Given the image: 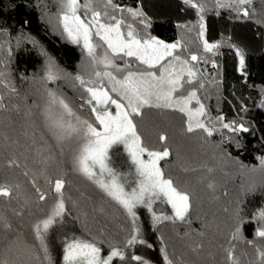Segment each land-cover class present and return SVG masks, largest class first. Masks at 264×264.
<instances>
[{
    "label": "trees",
    "instance_id": "trees-1",
    "mask_svg": "<svg viewBox=\"0 0 264 264\" xmlns=\"http://www.w3.org/2000/svg\"><path fill=\"white\" fill-rule=\"evenodd\" d=\"M114 3L124 8H141L151 20L146 32L168 43L183 38L188 53L205 57L208 63L195 62L204 73V87H194L209 115H222L226 123L243 122L249 131L237 135L218 124L219 130L212 137L200 130L189 134L183 114L145 109L143 117L137 118L139 131L150 147L170 149L172 155L161 166L166 175L191 193V223L164 221L155 225L139 219L140 238L146 244L127 247L125 241L132 234V227L126 225L124 211L75 171V145L58 144L44 114L48 90L61 95L73 109L84 108L81 105L86 98L83 89L73 81L75 75H83V51L58 29V0H0V72L5 73V82L16 89L12 93L0 84L6 105L0 108V185L13 188L11 197H0V217L11 224V228H5L0 222V261L38 264L33 258L38 242L32 225L47 215L55 200L49 182L61 178L65 181L68 209L64 222L84 239L96 242L105 253L110 252V246L123 249L125 260L117 258L112 264H138L131 259L133 255L151 264H166L162 247L167 248L174 264H230L226 253L229 247L235 248L240 264H259L256 247L264 249V240L255 237L258 225L253 215L264 207V168L259 163V158L264 157V0H253L248 18L238 17L230 9L217 8L214 0H204L205 37L210 43L221 44L216 54L203 51L197 29L179 27L194 25L198 20L196 9L183 0ZM236 48L245 53L243 73ZM49 59L54 64L53 71L61 75V79L51 83L45 79ZM73 86L79 87L77 94ZM161 134L167 135V141H160ZM10 161L16 163L10 165ZM210 184L214 187L210 188ZM36 187L46 193L45 201H39ZM155 210L170 213L160 203ZM116 213L117 217L112 218ZM241 224L240 238L232 240L233 232ZM126 227H131L129 233ZM248 241H254V245ZM49 245L54 264H58V251L60 256L63 250H58L55 242Z\"/></svg>",
    "mask_w": 264,
    "mask_h": 264
},
{
    "label": "snow or ice",
    "instance_id": "snow-or-ice-1",
    "mask_svg": "<svg viewBox=\"0 0 264 264\" xmlns=\"http://www.w3.org/2000/svg\"><path fill=\"white\" fill-rule=\"evenodd\" d=\"M58 3V19L63 33L71 43L82 46L91 68L87 76L77 74L73 79L86 94L84 104L89 106L94 119H81L63 97L48 90L44 114L54 139L61 146L66 142L75 143V171L96 185L130 218L132 234L125 241L127 247L146 244V241L140 238L138 208L147 209L155 225L164 221L191 223V193L178 185L171 176L166 175L161 166V162L167 161L172 155L170 149L165 147L157 150L150 147L139 131L137 118L143 117L145 109H167L184 115L185 131L189 134L200 130L207 137H212L214 132L219 130L218 124L237 135L248 132L249 128L243 122L226 123L222 115L213 118L198 96V89L194 85H198V88L204 87L201 82L204 73L192 62L199 63L203 60L208 63V60L191 52L185 56L184 51L188 45L183 38L168 43L146 31L141 35L135 26L137 22L143 25L145 30L151 27L150 18L141 8H124L114 3V0H103L102 8L97 7V0H58ZM183 3L196 9L198 20L194 25L179 27L188 31L197 29L196 35L201 41L203 51L218 53L221 44L210 43L205 37L204 0H183ZM214 3L217 8L230 9L236 12L238 17L248 18L253 0H214ZM124 13L128 14L132 22L125 19ZM236 55L239 57L240 71L243 73L245 53L236 48ZM213 67L216 65L213 64ZM53 68L54 64L49 59L45 77L47 81L61 79L60 73L53 71ZM4 78L5 73L0 72V84L15 93V87L5 82ZM4 99V96L0 95V108L6 107ZM193 102L196 107L192 106ZM261 106L264 107V101ZM67 117L74 118L75 122ZM159 139L164 142L168 137L161 134ZM114 149L127 154L130 161L127 172L114 165ZM9 163L12 165L16 162ZM259 163L261 168H264V157L259 158ZM32 183L35 185V180ZM49 183L55 193V200L47 215L32 225L38 242V252L33 253V258L38 264H54L48 246V236L55 226L64 222L68 213L64 194L65 181L58 178ZM209 187L214 185L210 184ZM36 192L39 201L46 200V193L39 187H36ZM12 193V186L0 185V197H11ZM157 203L169 205L171 215L157 213L154 209ZM253 219L258 225L255 237L264 240V207L254 213ZM0 222H3L5 228H11V224L3 217H0ZM241 229L242 224L236 227L232 240L240 238ZM248 243L254 245V241ZM147 246L152 247L151 244ZM110 249L104 256L101 247L92 240L75 236L65 237L63 264H112L117 258L120 261L125 260L123 249L117 246H110ZM160 251L166 264H174L166 247H162ZM226 253L230 264H240L234 247L226 249ZM256 254L259 264H264V249L257 246ZM131 259L138 264H151L149 260L138 255L131 256ZM0 264L12 262L4 260L0 261Z\"/></svg>",
    "mask_w": 264,
    "mask_h": 264
},
{
    "label": "rangeland",
    "instance_id": "rangeland-1",
    "mask_svg": "<svg viewBox=\"0 0 264 264\" xmlns=\"http://www.w3.org/2000/svg\"><path fill=\"white\" fill-rule=\"evenodd\" d=\"M102 6H103V0H97V7H99V8H102ZM125 16V19L126 20H128V22H132L131 21V18L130 17H128V15H124ZM136 27H137V30L138 31H140V33H141V35H144L145 34V29L143 28V25H140L138 22L136 23V25H135ZM59 27V28H58ZM58 29H60L62 32H63V29H62V26L60 25V23H59V25H58ZM65 35V34H64ZM66 36V35H65ZM69 40V39H68ZM75 45H77V44H75ZM80 49H82V46L81 45H77ZM82 51H83V49H82ZM82 54H83V57H82V62H81V65H80V68H81V70H82V72H83V75H85V76H87V73L89 72V71H91V68H90V66H89V63H88V60H87V57H86V55H85V53H84V51L82 52ZM184 55L185 56H187L188 55V51H187V48L185 49V51H184ZM118 63H122V62H120V61H118ZM193 64H196L195 62H192ZM74 81V80H73ZM73 81H72V83H70L71 85H73L74 83H73ZM47 83H51L50 81H48ZM210 84V86L213 88V82H211V83H209ZM73 90H75V91H73L74 93H76L77 94V90L79 89V87L78 86H73V87H71ZM82 89V88H81ZM57 94V93H56ZM58 95V94H57ZM61 96V95H60ZM62 97V96H61ZM77 97V96H76ZM201 99V101L203 102V99L202 98H200ZM76 100H79L78 98H76ZM46 104H47V98H46ZM83 106H84V108H81V109H73L76 113H77V115H79L80 117H81V119H88V120H90V121H92L93 119H94V117L92 116V114L91 115H88V116H86L87 114H88V112H90V109H89V106H87L86 104H83ZM193 107H196V105H195V102H193V105H192ZM85 114V115H84ZM67 119H69V120H72L73 122H75V120H74V118H72V117H67ZM70 145H72L73 144V146L75 145V143L74 142H68ZM75 147H76V145L74 146V147H72V148H74L75 149ZM114 152H115V155L113 156V163H114V165L118 168V169H120L121 171H123V172H127L128 170H129V168H130V161L127 159V154L126 153H124L122 150H116V149H114ZM80 195H81V192H80ZM78 201V200H77ZM114 202V201H113ZM115 203V202H114ZM159 204V203H158ZM115 205H116V203H115ZM164 205H166V204H164ZM167 206V208L169 209V215H171V208H170V206L169 205H166ZM79 207V206H78ZM156 207H157V204L156 205H154V209H156ZM103 209V208H102ZM122 209V208H121ZM97 210H98V212L99 213H101V209L100 208H97ZM104 210H105V208H104ZM123 210V209H122ZM124 211V210H123ZM123 214H125L126 216H124L125 217V219H124V221H127L126 222V225H127V223H129V226H131L132 227V224H131V220H130V218L127 216V214L124 212ZM137 214H138V216H139V219H141V220H143V218L144 219H146L148 222L149 221H152V219H151V214L148 212V210L147 209H145V208H138L137 209ZM117 213H116V215L114 216V217H112V218H115V217H117ZM79 217H82V218H85V215H83V214H80V215H78ZM111 218V217H110ZM111 218V219H112ZM131 227H126L127 229H126V233H129L128 231H130V228ZM72 236H75V237H77V238H82V239H84L81 235H79L76 231H75V228L72 226V225H70L69 223H67V222H63L62 224H59V225H57V226H55L52 230H51V232H50V234H49V236H48V246H49V250L51 249V247H50V243H53V242H55V244H56V246L58 247V250L60 249V250H63V247H64V238L65 237H72ZM150 244V243H149ZM102 249V248H101ZM108 253H105V250L104 249H102V255H104V256H106ZM57 261H58V264H63V260H62V252H61V254H60V256H59V251H58V258H57ZM25 264H30L28 261H26V263ZM153 264H156V263H153Z\"/></svg>",
    "mask_w": 264,
    "mask_h": 264
}]
</instances>
